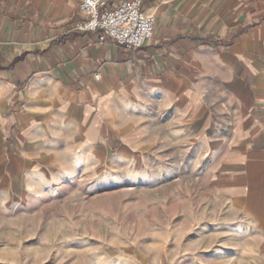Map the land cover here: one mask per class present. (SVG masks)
Returning a JSON list of instances; mask_svg holds the SVG:
<instances>
[{"label":"crops","instance_id":"1","mask_svg":"<svg viewBox=\"0 0 264 264\" xmlns=\"http://www.w3.org/2000/svg\"><path fill=\"white\" fill-rule=\"evenodd\" d=\"M142 8L154 16L152 38L126 50L72 29L84 18L79 0H0V138L17 143L11 172L38 176L76 154L97 169L99 149L111 156L117 139L125 152L135 139L207 145L195 126L218 123L222 156L234 157L233 198L261 220L264 0Z\"/></svg>","mask_w":264,"mask_h":264},{"label":"rangeland","instance_id":"2","mask_svg":"<svg viewBox=\"0 0 264 264\" xmlns=\"http://www.w3.org/2000/svg\"><path fill=\"white\" fill-rule=\"evenodd\" d=\"M195 127L207 145L117 139L97 169L76 154L38 176L0 138V264H264V204L254 221L233 198L222 125Z\"/></svg>","mask_w":264,"mask_h":264},{"label":"built area","instance_id":"3","mask_svg":"<svg viewBox=\"0 0 264 264\" xmlns=\"http://www.w3.org/2000/svg\"><path fill=\"white\" fill-rule=\"evenodd\" d=\"M79 0V11L84 18L72 29L77 32L97 33L99 43L113 41L126 50H137L151 38L155 19L144 12L142 0Z\"/></svg>","mask_w":264,"mask_h":264}]
</instances>
